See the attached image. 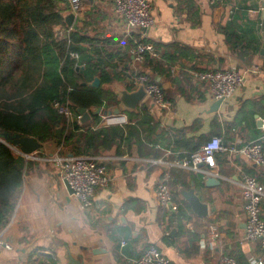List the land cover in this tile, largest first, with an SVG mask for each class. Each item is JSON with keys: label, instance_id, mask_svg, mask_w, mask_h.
<instances>
[{"label": "crops", "instance_id": "obj_1", "mask_svg": "<svg viewBox=\"0 0 264 264\" xmlns=\"http://www.w3.org/2000/svg\"><path fill=\"white\" fill-rule=\"evenodd\" d=\"M149 1L154 24L142 39L161 46L159 57L150 63L135 61L132 48L137 33L114 16L110 0L102 7L83 8L76 25L106 50L108 76L116 78L102 84L103 89H129L128 76L146 72L173 102L172 110L163 111L146 97L134 111L115 113L118 102L102 107L112 112L97 114L98 123L93 116L96 107L87 110L89 118L77 122L80 127L118 125L115 118L121 117L123 125L138 131L135 137L125 131L123 139L107 148L98 145L85 153L105 163L110 177L107 186L96 188L89 208L69 193L54 162L74 155L72 146L56 139L40 143L26 158L13 213L0 228L2 239L11 245L0 248V264H74L69 258L81 264H132L149 244L174 264H217L223 256H233L241 264H249L250 257L264 261L259 243L243 238L240 187L243 173L253 175L264 187V164L255 165L229 151L216 153L213 165L203 167L207 171L169 164L213 135L229 147L250 141L264 147V0H223L215 5L207 0ZM251 65L257 70L216 107L207 84L196 76L199 71L243 70ZM151 158L163 162L151 164ZM165 171L179 203L176 211L161 206L154 194ZM209 176L218 183L207 185ZM186 191H193L206 205V216L192 212L183 196ZM261 216L264 219V197ZM211 224L219 231L215 239L208 236Z\"/></svg>", "mask_w": 264, "mask_h": 264}, {"label": "trees", "instance_id": "obj_2", "mask_svg": "<svg viewBox=\"0 0 264 264\" xmlns=\"http://www.w3.org/2000/svg\"><path fill=\"white\" fill-rule=\"evenodd\" d=\"M68 9L67 0H0V139L3 132L40 143L56 139L78 155L98 145L107 148L123 139L125 131L126 136L137 135L133 126L123 124L92 129L73 121L68 130L65 117L53 107L54 102L67 104L77 114L78 107L92 112L118 102L102 87L116 78L108 76L106 50L76 25L79 19L67 27ZM155 46L161 52V46ZM152 60L146 55L144 61ZM94 76L100 79L98 87L82 84ZM93 116L98 123V115ZM59 127L62 135L57 137ZM26 166V157L12 141L0 140V228L13 213Z\"/></svg>", "mask_w": 264, "mask_h": 264}, {"label": "built area", "instance_id": "obj_3", "mask_svg": "<svg viewBox=\"0 0 264 264\" xmlns=\"http://www.w3.org/2000/svg\"><path fill=\"white\" fill-rule=\"evenodd\" d=\"M105 0H67L68 13H73L75 20L81 16L83 8L86 6L100 7ZM113 7L114 16L124 23L129 31L136 32L134 36V46L132 54L137 62H143L146 55L150 58H157L160 51L153 42L142 40L144 32L154 24L152 13V4L149 0H110ZM209 4H220L223 0H207ZM86 4V5H85ZM71 29V28H69ZM77 58V54H73ZM257 70V67L251 65L243 70L234 67L214 68L205 71H199L196 76L199 80L207 84L208 90L216 100L224 101L234 91L241 86L250 72ZM144 87L145 97L153 106L163 111L170 112L173 108V102L169 100L160 85L151 78L146 72L132 73L128 76L127 86L134 90L139 86ZM59 114L66 119L67 126L72 127V122H79L81 115L72 112L67 104L58 102L53 103ZM107 116V115H106ZM111 116V115H109ZM121 117H116V123H124ZM264 127V124H262ZM2 141V139H0ZM237 152L245 156L255 165L264 164V147L260 142L250 141L237 148L226 146L219 135H213L208 140L201 143L197 149L189 151L169 164L177 166L183 170L189 171H207L203 170L205 166L213 165L214 155L218 152ZM31 156V155H30ZM26 158L29 156H25ZM59 170V175L66 180L73 190V196L81 202L83 207L89 208L92 204V195L96 188L105 187L110 182L109 174L105 163L98 160L95 156L89 154L71 155L58 160H54ZM151 164L162 163L159 158L149 159ZM170 174L165 171L154 187V194L160 205L170 211L178 209V201L174 193L169 188ZM241 197L243 199V209L245 214V227L243 238L245 240L257 241L259 246L264 249V219L261 216V200L264 197V187L251 174L243 173L241 176ZM208 236L215 239L219 236L218 228L215 224L209 227ZM124 244V241L121 242ZM0 248L10 249L11 245L6 243L0 235ZM249 264H264V261L250 257ZM132 264H174L166 257L154 244L146 245L140 254L133 259ZM217 264H241L233 256L221 257Z\"/></svg>", "mask_w": 264, "mask_h": 264}, {"label": "water", "instance_id": "obj_4", "mask_svg": "<svg viewBox=\"0 0 264 264\" xmlns=\"http://www.w3.org/2000/svg\"><path fill=\"white\" fill-rule=\"evenodd\" d=\"M262 18H263L262 24H261L262 37H263L262 48H264V3L262 5ZM74 19H75V16L73 13L69 12L64 15V21L67 27L69 28L73 26ZM82 84H87L91 87H98L100 84V79L99 77L95 76L90 82L82 83ZM113 93L115 94L116 99L118 101V104L113 109L115 113H118L121 109L132 110V111L136 110L138 107V104L145 97V91L142 85L134 90L117 88ZM221 102H222L221 99L215 100L214 102L215 107L219 106ZM76 112L79 115H81L82 122H85L89 118V113L87 109L85 108L78 107L76 109ZM101 112L111 115L112 110L105 111L102 109L101 106H99L96 108L94 113L99 114ZM260 124H261V120L257 121L258 127H260ZM55 134L57 137H60L61 135L60 127L55 130ZM1 137L4 141H8V140L12 141V143L16 146L17 151L23 154L24 156H30L40 148V142L30 136H22L19 133L10 135L6 132H3L1 133ZM63 182L65 186L67 187L69 193L73 194V190L68 185L67 181L63 179ZM215 182L218 183V180L214 179L212 176H209L207 178L206 184L213 185ZM183 196L188 201L193 213L197 214L198 216H202V217L206 216L207 214L206 205L201 202L199 197L193 191H186L183 193ZM69 259H70V263L81 264L80 261L73 260L71 258Z\"/></svg>", "mask_w": 264, "mask_h": 264}, {"label": "rangeland", "instance_id": "obj_5", "mask_svg": "<svg viewBox=\"0 0 264 264\" xmlns=\"http://www.w3.org/2000/svg\"><path fill=\"white\" fill-rule=\"evenodd\" d=\"M100 7H102V5Z\"/></svg>", "mask_w": 264, "mask_h": 264}]
</instances>
